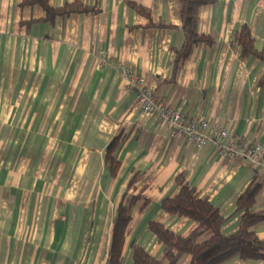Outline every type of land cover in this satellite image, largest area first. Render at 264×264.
Returning <instances> with one entry per match:
<instances>
[{
	"label": "crops",
	"instance_id": "crops-1",
	"mask_svg": "<svg viewBox=\"0 0 264 264\" xmlns=\"http://www.w3.org/2000/svg\"><path fill=\"white\" fill-rule=\"evenodd\" d=\"M21 1L0 0V264H106L117 208L136 173L143 177L134 193L144 198L132 209L123 264H134L133 243L162 256L151 222L182 236L195 227L162 207L179 191L181 172L220 209L226 235L239 230L237 201L254 181L261 186L253 210L264 211V168L174 135L158 114L142 111L117 69L126 64L189 117L264 145V61L242 57L234 43L247 25L255 48L264 49V0L202 7L199 32L215 43L196 45L176 74L174 49L184 40L179 0H78L99 12L53 22ZM116 138L115 174L106 158ZM255 232L264 239V223Z\"/></svg>",
	"mask_w": 264,
	"mask_h": 264
},
{
	"label": "trees",
	"instance_id": "trees-1",
	"mask_svg": "<svg viewBox=\"0 0 264 264\" xmlns=\"http://www.w3.org/2000/svg\"><path fill=\"white\" fill-rule=\"evenodd\" d=\"M215 2L216 0H179L184 40L181 47L174 49L175 74L183 68L196 45L202 43L208 46L214 45L215 41L211 36L199 32V22L201 8ZM131 5L138 12L149 15L142 6ZM21 6L41 7L46 13L45 20L50 22L57 17L99 12L97 6L90 7L78 0L59 8L52 7L50 0H22ZM234 43L241 47L242 57H256L264 61V49L259 51L255 48V39L247 25L242 26L235 34ZM260 85L264 86V75ZM119 140L116 138L112 142L106 158L107 164L115 174L120 164L115 152ZM142 177L143 175L139 173L134 174L118 205L106 264H123L132 209L140 199L144 198L142 191L134 193ZM175 183L179 191L174 196L165 198L162 207L170 215L190 218L195 222V227L187 236H182L166 228L162 223L151 222L150 230L164 246L162 256L155 258L142 246L133 243L131 248L134 264H179L184 256L191 257V264H224L235 257L245 261L264 259V239H260L255 232V227L264 223V211L253 210L261 186L260 182L254 181L240 195L237 201L238 211L244 213L239 230L233 235L225 234L223 226L226 218L218 207L208 198L201 197L189 184L185 172L176 176Z\"/></svg>",
	"mask_w": 264,
	"mask_h": 264
},
{
	"label": "built area",
	"instance_id": "built-area-1",
	"mask_svg": "<svg viewBox=\"0 0 264 264\" xmlns=\"http://www.w3.org/2000/svg\"><path fill=\"white\" fill-rule=\"evenodd\" d=\"M120 74L128 81V87L137 95L138 104L145 114H158L173 130L174 135L183 137L197 147L214 143L224 157H241L249 166L264 168V145L242 137H234L231 131L220 123H211L206 118H192L158 97L147 87L144 77L138 76L132 68L117 63Z\"/></svg>",
	"mask_w": 264,
	"mask_h": 264
}]
</instances>
